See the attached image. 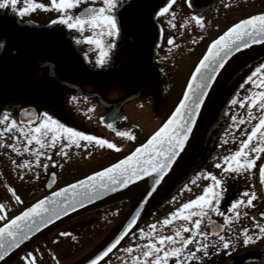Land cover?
I'll list each match as a JSON object with an SVG mask.
<instances>
[{"label": "flooded vegetation", "instance_id": "obj_1", "mask_svg": "<svg viewBox=\"0 0 264 264\" xmlns=\"http://www.w3.org/2000/svg\"><path fill=\"white\" fill-rule=\"evenodd\" d=\"M220 1L191 0V5H189L188 0H174L170 10L172 13H175V18L173 19L170 15L169 20H172L175 25L178 24L179 20H181V14L185 9L194 10L195 13L193 12L192 14L193 20H195V16L202 15L204 26L199 27L200 36L198 40L205 49L210 40L217 35L211 36L209 33L210 29L217 31L218 29L226 28L237 19L264 9V0H240L239 2L226 0L224 9L221 8L215 11V4ZM36 2L47 5L50 3V0H36ZM89 4H94L97 7L102 6L101 0H84L76 8L71 9L70 13L73 15L78 14L81 9L87 7ZM167 4L168 0H123V3L116 9L118 19L121 22V30L124 32V28H129L131 32L136 33L139 42L141 41L137 46L140 45V55L144 63L142 71L145 74L152 73L158 75L166 67H170L168 65L169 62L166 61V57L169 47L175 43L176 26L168 32L165 31L166 35L165 32H162L156 38L151 53H148L150 46L146 39V19L150 15H153L154 19H158L159 16L156 13ZM23 6L24 0H18V7ZM238 6L241 7V16L232 20L233 17L238 16ZM232 9L237 11L232 13ZM61 14L60 11L51 7L35 8L32 11L26 12L23 16L13 12L10 8L0 9V76L16 78L15 85L6 86L9 91H15L13 93L16 96V100L14 101L12 98H9L11 101H0V115L8 111L13 119L19 121L18 115L20 110L29 105L37 109L38 118L44 112H48L41 111L40 106L48 108L49 115H53L49 96L50 86L45 87L47 89L44 91L45 101L43 100L40 105L36 101L24 103L22 102L23 94L26 91H23L21 83L23 78H34L43 75L54 78L59 75H67L82 69L85 62L90 63L88 67H91L95 73H99V67L96 66L99 49L95 44L90 42L89 46H83L77 38V35H81L85 29L88 33L87 36L94 35L95 30L90 27H86L83 31L76 28L69 29L65 24L59 22L58 16ZM196 25H198L197 22ZM113 38L115 39L116 37ZM169 38L173 39L172 44L167 42ZM108 39L107 36L103 38L104 44ZM75 42L77 44L73 48ZM197 48L199 51V46ZM57 61L62 62L65 66L56 68L55 62ZM72 61H75L74 68H70ZM148 61L150 64H148ZM261 63H264V58ZM75 64H79L80 67H75ZM113 70L114 68L111 72ZM177 70L183 71V66L177 68ZM33 89L35 91L38 90L36 87H33ZM18 97L21 99L20 101H18ZM210 110L208 108L207 115L191 147L181 160L177 171L165 183L159 194L158 199L163 201L162 213L158 216H144L125 241L104 260L99 262V264H143L146 259L151 261L154 257L145 258L142 255L143 251L146 250L145 246L148 245L149 240L157 241L160 235H173L174 231L180 229L182 226L187 228L192 227V221H185L182 218L173 220L168 225L163 224V220L166 217H170L171 213L180 208L184 203L201 194L203 187L210 183V180L205 178L207 172L211 171L217 175L222 173L223 156L237 150L241 142L248 138V135L252 132V128L255 127L247 123L250 119L246 117L247 115L240 118L238 122L236 118H228L229 122H222L218 118H209L208 113ZM52 117L65 125L63 119L56 118L54 115ZM224 120L227 119L224 118ZM2 124L3 122L0 121V125ZM4 126L6 127V125ZM213 128H215V131H212ZM263 134L264 129L259 130L257 136L253 137L247 149L250 155L255 157V166L246 172H242L240 175L233 173L228 176L226 192L219 205L222 212L226 215H231L232 213L228 211L231 202L240 197L245 191H255L257 198L253 202L254 206L240 207V211L246 212L247 217L242 216L239 221L235 222L231 232L224 217L217 213H209L200 218L202 220L200 229L203 231L215 233L223 226L219 234L226 235L230 239H233L232 233L235 232L236 238L232 246L227 250L219 252L212 250L210 247L208 256L203 257L202 253H198V255L202 256V259L199 261H188L187 264H233L244 255L264 251V237L253 239L249 244L245 245L242 242L243 234L238 231L243 227H248L249 234L256 236V225L264 224L263 221L257 218V216H260L258 214L259 210L264 205V194L259 188L258 181L260 166L264 161V151L259 153H252L250 151L251 148L256 147L258 144L263 146L264 141L261 140ZM14 136H20V139L14 140ZM92 136L96 135L92 134ZM25 143L26 141L23 139V136L15 128L10 133H0V203L6 206L3 213L0 214L6 213V217L13 215L26 204L24 199L25 189L29 192L27 198L30 199L28 202L46 191V183L52 172L56 174V184L65 182L64 180L60 181L59 173H62V168L64 169L67 166L65 163L69 158L63 161V157L61 158L59 154L60 150L56 149V147L45 149L47 151H45V155L40 159L41 162L48 159V166L46 170L44 168H40L39 170L41 166H37L34 163L35 153L23 150ZM9 144H17L21 148V151L17 152L7 147ZM28 147L38 148L35 142ZM26 159L33 162L32 170H29L27 167L23 169L19 167ZM218 163L222 165L221 168L216 167ZM35 169L36 171L34 172ZM41 170H44V172L42 173ZM12 190H15V195L20 197L19 202L15 199ZM107 204L109 203L86 211L92 212L99 208L98 213H90L89 216H82L84 213H81L79 216H73L57 224L4 264H27L25 257L28 254L37 257V264H62V259H67L73 248L75 249L81 244L83 233L85 232L84 229L99 231L100 247L127 217V214L119 216V208L115 206L110 208L106 206ZM196 218L199 217L194 216L193 220ZM153 225L155 226L154 228L152 227ZM141 230L150 233V235L142 236ZM63 233H67V235ZM190 234L192 233L189 231L182 232L184 237ZM214 238V235L210 234L205 240L211 245ZM196 239L199 240L201 238L197 235ZM166 246L179 245L178 243L172 244V242H168ZM188 247L192 248V245L190 244ZM129 248L132 249L131 252L128 251ZM58 249L62 250L61 256H58L60 253ZM168 264H175V258H170ZM259 264H264V262Z\"/></svg>", "mask_w": 264, "mask_h": 264}, {"label": "snow or ice", "instance_id": "obj_2", "mask_svg": "<svg viewBox=\"0 0 264 264\" xmlns=\"http://www.w3.org/2000/svg\"><path fill=\"white\" fill-rule=\"evenodd\" d=\"M82 2L84 0H50V3L46 5L44 3H37L36 0H24V6L18 7V0H0V9L10 8L13 12L23 16L26 12L32 11L35 8L51 7L62 13L58 16V20L69 29L76 28L83 31L86 27H90L95 30L94 35L85 36L84 39L95 44L99 49L97 64L98 66H103L109 54L108 50L115 47L114 40L105 45L103 38L105 36L113 38L120 35L121 22L118 19L116 9L123 3V0H101L102 6L97 7L94 4H89L80 13L71 14L70 10L76 8ZM173 2L174 0H168V4L165 7H161L156 15L163 16L167 14L171 15L174 19L175 13H172L170 10ZM188 3L191 5V0H188ZM194 18L200 27L204 26L201 16L197 15ZM168 23L172 27L176 26L172 20H169ZM258 37L264 38V13L240 20L228 28L218 39L213 40L208 48L207 55L199 61V65L196 67L195 73H193V80H198L195 89L191 83L188 85V91L184 93L179 106L176 107L167 122L153 134L147 144L136 148L131 156H127L118 164L105 169L104 173H97L96 175L100 176L112 173L119 178L113 180V176H109V180H113V184L125 187L132 183L133 180L140 179L142 174L147 176L154 173L153 183L154 185H159L161 179L170 170L180 152L185 149L186 143L193 133L197 116L201 111L202 105L205 103V98L209 94L211 81L215 79L219 69L223 67L228 57L233 54L234 49L239 50L240 48L248 47L249 42H258ZM167 42L172 44L173 39L169 38ZM197 74L199 75L197 76ZM258 74L260 77L258 87L262 90L253 93L251 104H256L259 100V107L264 110V63H261L252 75L248 77L253 86H257V80L253 79V77H256ZM245 99H248V97ZM21 112L24 115L28 114L27 110L24 109ZM0 121L3 122L0 125V133H10L14 128L17 129L18 133L26 141L23 150L35 153L34 163L45 170L47 169V164H42L40 159L45 155V149L55 148L59 143L62 144L59 154L66 155L64 149L71 145L65 141V136H67L68 141L77 145L79 140L83 139L86 142L83 147H88L87 142H95L98 146H106L110 149L118 150V146L112 141L67 127L59 120L50 116L48 112H44L34 122L33 119L18 121L13 119L8 111H5L0 115ZM108 127L111 128L112 124H109ZM261 129H264V115L260 117L259 122L252 128V132L248 135V138L241 142L240 147L234 152L223 156V167L219 163L216 165L218 168L222 167V173L217 175L211 171L207 172L205 178L210 180V183L203 187L201 194L184 203L180 208L171 213L170 217H166L163 220V224L168 225L173 220L182 218L185 221H192V227L187 228L182 226L180 229L175 230L173 235H160L157 241L149 240L148 245L145 246L146 250L143 251L142 255L145 258L154 257V259L151 261L146 259L143 264H168L170 258H175V264H187L188 261H199L202 259V256H208L210 247L212 250L219 252L227 250L232 246L236 238L235 232L232 233L233 239H230L226 235L219 234L223 226L215 233L203 231L200 229L202 223L200 218L209 213H217L224 217L231 232L235 222L239 221L242 216L247 217V213L241 212L240 207L254 206L253 202L257 198L255 191H245L240 197L233 200L228 208V211L232 213L231 215H226L222 212L219 205L226 192L228 176L233 173L240 175L242 172H246L255 166V157L250 155L247 149L253 137L257 136L258 131ZM118 134L134 138L127 131H120ZM13 139L19 140L20 136H14ZM261 140L264 141V136L261 137ZM34 142L39 150L37 147H28L29 145H33ZM7 147L17 152L21 151V148L17 144H9ZM250 151L252 153L262 152L264 151V146L258 144L256 147L251 148ZM32 163V161L26 159L19 167L22 169L27 167L29 170H32ZM260 175L264 178V166H260ZM52 179L54 181L55 173L52 174ZM79 183L83 184L84 182L81 181ZM49 187H51V184H49ZM69 187L74 188L75 185H70ZM88 187L95 194V186L90 184ZM107 187L108 185L101 184V188ZM12 191L15 195V190ZM64 192L65 189L61 188L59 192L53 193L52 197H45L33 207L20 212L19 215L8 220V222L0 227V259L6 256L13 248L17 247L18 244L28 240L34 230L39 231L46 223H51L53 218L57 216V212L60 214L64 213L61 202L55 198ZM85 198L87 197L85 196ZM15 199L18 202L20 201L18 195H15ZM49 201L51 202L48 203ZM46 203H48V207H44ZM63 204L71 210V204L68 199L64 200ZM5 207V204L0 203V213H3ZM193 209L195 210L193 211ZM185 210L189 211L186 212ZM259 215L264 217V211L260 212ZM194 216L199 218L193 220ZM5 217L6 213L0 214V221L5 220ZM128 227H131V223ZM152 227L154 228L155 226L153 225ZM256 229V236L249 234L248 227L238 230L243 234V244L247 245L253 239L264 237V224H257ZM183 231H189L192 234L184 237L182 235ZM63 234L67 235V233ZM210 234L215 237L211 245L205 240ZM141 235L148 236L150 233L141 230ZM197 235L201 239L197 240ZM168 242H172V244L178 243L179 246L167 247ZM190 244L192 248L188 247ZM111 247H115V244L111 245L107 251H110ZM128 251L131 252L132 249L129 248ZM198 253H202V256L198 255ZM105 254L101 253V255ZM25 259L27 260V264H37V257L32 254H28ZM99 259L100 256L96 257V260ZM96 260L91 261V264H96Z\"/></svg>", "mask_w": 264, "mask_h": 264}, {"label": "rangeland", "instance_id": "obj_3", "mask_svg": "<svg viewBox=\"0 0 264 264\" xmlns=\"http://www.w3.org/2000/svg\"><path fill=\"white\" fill-rule=\"evenodd\" d=\"M234 1L239 2L240 0ZM225 3L226 0L216 3L215 11L224 9ZM238 8V16L233 17L232 20L241 16V7L238 6ZM237 10L232 9V13ZM193 12L194 10H183L181 20L175 27V43L169 47L166 57L170 67H166L158 75L143 73L144 63L140 55V45L137 46L141 41L139 42L135 32H131L129 28H124V32L121 30L119 36L115 39L109 38L105 43L107 45L114 40L115 47L108 50L109 54L103 66L96 64L99 67V73H95L91 67H88L90 63L85 62L83 68L72 72L73 74L59 75L54 78L43 75L22 79L23 91H26L23 94L22 102L33 103L36 101L40 105L43 100L45 101L44 91L47 90L45 87L50 86L51 112L56 118L63 119L64 123L72 128L84 131L89 135L95 134L97 137L108 139L118 146L117 150L98 146L95 142H87L88 147H83L86 143L83 139L79 140L78 146L68 141L67 136H65V141L71 146L64 149L66 157L60 154L63 161L69 158L65 163L67 166L62 168V173H59L60 181L70 180L116 158L132 148L141 138L151 134L165 120L178 102L193 66L204 50V46L198 40L200 26H198L199 24L196 25V20H193ZM199 16L202 17V15ZM169 18L170 15L166 14L159 16L158 19H154L153 15L146 19V39L150 46L148 53L153 51L156 38L162 32L173 29L168 23ZM85 30L81 35H77V38L81 45L89 46V42L84 39L88 34ZM221 30L222 28L217 31L210 29L209 33L213 36ZM197 43L199 51L196 46ZM76 44L77 42L73 44V48L76 47ZM263 58L264 50L254 51L236 61L227 70L209 102V109H211L208 113L209 118H218L222 122H229L228 118H236L238 122L240 118L247 115L246 117L250 118L247 123L252 126L259 122L260 117L264 115V110L260 109L259 100L256 104H251V97L254 92L262 90L258 87L260 77L259 74L253 77L257 80V86H253L248 77L259 67ZM74 62L70 63V68H74ZM172 62L173 64H171ZM148 64H150L149 61ZM55 65L56 68L65 66L60 61L55 62ZM181 66H183V71H178L177 68ZM75 67H80V65L75 64ZM113 68L114 70L111 72ZM15 84L16 78L0 76V101H11L9 98L16 100L13 93L15 91H9L6 88V86ZM33 87L38 88V90L35 91ZM246 97L248 99H245ZM20 100L18 97V101ZM40 110L49 112L48 108L41 106ZM109 124H112L111 128L108 127ZM120 131H127L134 138L119 135L118 132ZM212 131H215V128ZM61 148L62 144L58 143L56 149L61 150ZM37 149L39 150V148ZM48 161L45 159L41 163L48 166ZM40 168L43 167H39V170ZM41 172L43 173L44 170ZM42 173L40 174L43 175ZM28 193L25 189V203L30 199L27 198ZM134 201L135 198L132 196L125 197L106 206L119 208V216H125ZM162 204L163 201L157 199L146 216L161 214ZM98 212L99 208L92 212H84L82 216H89L90 213ZM84 230L81 244L77 248H73L67 259H62V264H73L99 247V231ZM58 250L60 252H58V256H61L62 250Z\"/></svg>", "mask_w": 264, "mask_h": 264}, {"label": "water", "instance_id": "obj_4", "mask_svg": "<svg viewBox=\"0 0 264 264\" xmlns=\"http://www.w3.org/2000/svg\"><path fill=\"white\" fill-rule=\"evenodd\" d=\"M86 8V7H85ZM84 9V8H83ZM81 9L79 13L83 10ZM261 13H264V9L260 11L253 12L251 14H248L235 22H233L231 25H229L226 29H224L221 33H219L215 38H213L205 48L204 52L198 59L197 63L195 64L194 68L192 69L187 82L185 84V87L183 89V92L175 105V107L172 109L170 114L166 117V119L149 135L141 139L136 143L135 146H133L128 151L122 153L118 157L114 158L113 160L100 165L92 170H89L85 173H82L75 178H72L62 184L56 185V174L55 179L53 181L52 174L55 172H52L49 175L48 181L46 183V191L24 205L18 212L14 213L13 215L9 216L7 219H5L1 224L0 227L4 225V223L8 222V220L14 218L15 216L19 215L20 212L25 211L27 208L33 207L35 204H37L40 200L44 199L45 197H52L53 193L59 192L61 188L65 189V192L60 195L56 196L55 198L61 202V207L64 208V213L60 214L57 212V216L53 218L51 223H46L44 227L40 228L39 231H33L32 235L29 237L28 240L24 241L23 243L18 244L17 247L13 248L6 256H4L2 259H0V264H4L5 262L9 261L13 256H15L18 252L23 250L25 247L30 245L33 241H35L37 238H39L42 234L46 233L53 227H55L57 224L65 221L66 219H69L73 216H76L78 214H81L87 210L93 209L95 207H98L99 205L115 201L120 198L125 197H134L135 201L127 213V217L124 219V221L121 223V225L116 229V231L96 250H94L92 253H90L88 256L77 262L76 264H91V261L96 260V257L100 256L99 260H96V264H99L102 260H104L109 254H111L117 247H119L125 239L129 236L131 231L134 229V227L139 223V221L148 213V211L151 209L152 205L155 203L157 198L159 197V194L165 185V183L170 179V177L177 171L181 160L191 147L199 128L205 118L207 109L209 107V102L211 100V97L221 81L222 77L226 73V71L240 58L243 56L254 52L259 49L264 48V38H257L256 43L249 42L248 47L240 48L239 50H233V54L228 57V59L225 61L223 67L219 69V71L216 74V77L213 81H211V86L209 88V94L205 98V103L201 107V111L197 116L196 124L193 128V133L189 137L188 142L186 143L185 149L182 150L177 157L176 161L173 163L170 170L165 174V176L161 179V183L159 185H154L153 178L155 176L154 173L150 175H141L140 179L133 180L132 183L128 184L125 187H120L119 184H113V180L118 179L119 177L114 176L112 173L106 174V175H100L97 176V173H104V170L107 168H111L112 165L118 164L121 160L125 159L127 156H131L132 153L136 150V148L141 147L144 144H147L148 141L152 138L153 134L163 126L164 123L167 122V120L171 117L172 113L175 111L176 107L179 106V102L181 99H183L184 93L188 91V85L191 83L193 88L195 89L196 84L198 82L193 80V73H195L196 67L199 65V61L203 59L205 55H207V51L209 46L211 45V42L215 39H218L221 35H223L228 28L232 27L235 23H238L242 19L249 18L251 16H256ZM199 74H197L198 76ZM191 95V93H190ZM27 110V115L22 114L21 110ZM19 113V121L27 120V119H33L35 122L38 119V111L37 109L32 106H25L22 108ZM34 114V115H33ZM62 123V122H61ZM75 129V128H74ZM78 130V129H76ZM79 131V130H78ZM261 166H264V161ZM109 176H113V180H109ZM91 178V179H89ZM83 181L84 183L81 184L79 182ZM259 188L264 194V178L260 175L259 170ZM49 184H51V187H49ZM95 186L96 192L93 194L92 189L88 187V185ZM101 184L108 185L107 188H101ZM70 185H75L74 188H70ZM150 194V195H149ZM85 196L87 198H85ZM68 199L69 203L71 204V210L67 208L63 204V201ZM49 201L48 203H50ZM78 202V203H77ZM48 203L44 205V207H48ZM264 211V205L259 210L258 214L260 212ZM133 218H135L133 220ZM258 220H261L264 222V217L257 216ZM131 223V227H128V225ZM115 244V247H111L110 251H107L111 245ZM101 253H106L105 255H101ZM264 262V251L260 253H249L247 255L242 256L241 258L237 259L233 264H259Z\"/></svg>", "mask_w": 264, "mask_h": 264}]
</instances>
